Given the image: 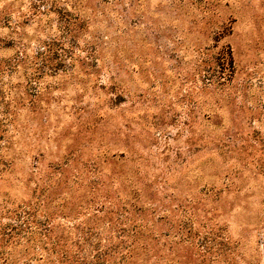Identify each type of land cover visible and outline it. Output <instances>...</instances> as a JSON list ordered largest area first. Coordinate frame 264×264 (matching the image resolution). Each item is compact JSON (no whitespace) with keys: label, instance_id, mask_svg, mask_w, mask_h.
<instances>
[{"label":"rangeland","instance_id":"374dc122","mask_svg":"<svg viewBox=\"0 0 264 264\" xmlns=\"http://www.w3.org/2000/svg\"><path fill=\"white\" fill-rule=\"evenodd\" d=\"M136 235L145 264H264V0H0V264Z\"/></svg>","mask_w":264,"mask_h":264},{"label":"trees","instance_id":"16d2710c","mask_svg":"<svg viewBox=\"0 0 264 264\" xmlns=\"http://www.w3.org/2000/svg\"><path fill=\"white\" fill-rule=\"evenodd\" d=\"M62 13V16H67L68 14L65 12L66 10H59ZM70 26V23H68ZM71 32V27L69 28V31ZM52 44L49 41H42L40 43V47L42 50L38 51V54H42L43 52H49ZM55 52V58L56 62L54 65L51 66V69L54 72H58L61 66H64L62 64L65 63L66 59V52L63 49V47H58L54 49ZM215 64H212L211 61L203 59L202 62L204 64V72L206 73L205 75H208L211 77L212 75L214 76L215 73H218V77L222 79V81H226L228 77L231 75V71L233 69V59L231 55V51L228 50L227 53L219 51L216 59ZM43 71V69H42ZM217 76V75H216ZM206 77V76H205ZM220 81V80H219ZM56 239L55 245L57 246H65V243L67 240H63L60 238ZM28 240L30 241L29 236L27 237V242ZM153 243V239L149 237H144V236H134L133 239H131L130 242L127 243V239H122L120 242H116L115 244H112L108 247L106 251H98L96 255V260L92 262L90 260L88 263L85 262V258L81 259V264H104V261L101 262V257L104 255H111L112 253L118 254L120 258H129L132 260L134 263L139 262V257H140V262L138 264H145L144 262V255L147 254V252L150 249H153V246H151ZM48 252L49 249L47 248ZM54 252H57L56 250ZM112 252V253H111ZM67 250L63 251L62 258L65 257L67 254ZM111 257V256H110ZM1 264H14V261H8L7 258H3Z\"/></svg>","mask_w":264,"mask_h":264}]
</instances>
